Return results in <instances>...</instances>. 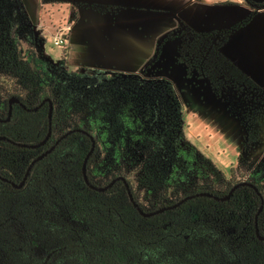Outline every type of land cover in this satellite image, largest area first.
<instances>
[{"label": "trees", "instance_id": "1", "mask_svg": "<svg viewBox=\"0 0 264 264\" xmlns=\"http://www.w3.org/2000/svg\"><path fill=\"white\" fill-rule=\"evenodd\" d=\"M11 4L22 26H30L21 0H0V119L8 115L9 99L19 100L9 120H0V136L6 137L0 140V175L19 183L31 160L65 132L78 128L86 133L61 138L34 163L20 188L0 178V264H264V240L254 227L261 200L249 186L237 187L227 200L193 196L145 217L122 180L99 191L82 175L92 136L89 182L101 187L121 176L137 205L150 212L199 192L222 197L240 181L254 183L264 199L259 184L264 161L253 166L248 178L233 166L227 177L186 138L179 96L165 76L84 67L69 71L66 50L57 64L34 50L22 54L13 36ZM183 27L168 37L178 40L175 60L187 78L207 79L218 97L222 91L216 79L225 73L231 77L224 80L248 88L237 158L243 166L261 143L264 90L222 54L230 31ZM185 42L202 49L204 67L190 62L191 51L183 54ZM50 102L51 134L45 144L18 145L45 137ZM257 224L264 235V202ZM37 242L46 247L42 255Z\"/></svg>", "mask_w": 264, "mask_h": 264}, {"label": "crops", "instance_id": "2", "mask_svg": "<svg viewBox=\"0 0 264 264\" xmlns=\"http://www.w3.org/2000/svg\"><path fill=\"white\" fill-rule=\"evenodd\" d=\"M21 1L34 28L46 23L43 5L49 15L62 7L68 70L71 61L74 71H142L161 57L165 40L178 46L168 35L181 25L200 33L230 31L222 54L264 90V0ZM130 40L142 43V51L124 48Z\"/></svg>", "mask_w": 264, "mask_h": 264}, {"label": "rangeland", "instance_id": "3", "mask_svg": "<svg viewBox=\"0 0 264 264\" xmlns=\"http://www.w3.org/2000/svg\"><path fill=\"white\" fill-rule=\"evenodd\" d=\"M43 6L44 12L42 20L46 23L44 26L41 25L37 28H34L31 24L29 27H23L19 19L17 7H12V4L8 6V10H11L13 36L16 40L18 50L22 54L26 55L28 51L34 50L42 54L51 63L57 64L63 57V52L66 50L64 43L62 45H56L54 43V37H56L57 32L60 29L65 30L64 10L61 7L57 11L53 10L52 14L49 15L48 6ZM182 31H184V27L178 25L176 34L179 35ZM220 36V34L216 35L215 38L217 39ZM139 43L137 40H130L129 43L124 45V48H127L129 51L131 47H134L132 48L134 51H142V49L138 48L143 46V44L141 43L139 45ZM176 47L177 41L165 40V43L161 46L163 48L161 57L157 58L154 66H148V68L142 71L162 75L172 81L182 106V116L186 124L185 136L204 157L212 161L227 177L229 176L230 167L233 166L237 170L235 171L239 172L240 177V173L245 172L244 176L248 178L249 173L253 170V166L257 163L259 165L262 160L264 161L263 131L260 133L261 143L250 151L249 156L244 161L246 164L243 166L238 165L239 161L237 158L243 136L240 112L247 104L245 103L244 97L248 94L246 93L248 88L243 86L241 82L224 80L223 77L228 75L225 73L216 79L219 82V91H222L221 96H216L207 79H198L195 75H191L189 78L186 77L185 68L175 60ZM198 48L195 45L191 46L185 42L181 51H183L185 56L188 55L185 53L186 51H191L193 58L190 62L195 64L194 66L199 65L201 68L204 67V63L200 59L203 51H201V48ZM69 63V70L74 71L73 62L69 61ZM227 77H231V75ZM234 84L236 86H233ZM237 87L242 88V91H238L236 89ZM248 103L252 105L251 102ZM261 176L259 184L264 190V176ZM35 247L39 255L44 254L46 247L42 242H37Z\"/></svg>", "mask_w": 264, "mask_h": 264}, {"label": "water", "instance_id": "4", "mask_svg": "<svg viewBox=\"0 0 264 264\" xmlns=\"http://www.w3.org/2000/svg\"><path fill=\"white\" fill-rule=\"evenodd\" d=\"M48 99H45L43 100L41 103H43L44 101H46ZM19 100L15 97H11L8 101V115L5 119H0L2 121H7L9 120L10 116H11V113H12V104L13 103H16L18 102ZM38 106L34 107L33 110H36ZM52 103L50 102L49 103V111H48V132L47 134L45 135V137L38 143H35V144H19L17 143L18 145L22 146V147H27V148H36V147H39L43 144H45V142L47 141V139L49 138L50 134H51V119H52ZM74 131H80V132H83V133H86L85 131L81 130V129H78V128H74V129H70L68 130L67 132H65L63 135L60 136L59 139H57L55 141V143L50 146V148L46 149L45 151H43L41 154H39L38 156H36L33 160H31V162L28 164L27 168H26V171L22 177V179L19 181V183H15L14 181L8 179V178H5V177H2L0 175V178L4 181H7L9 182L13 187L15 188H20L21 186H23L24 184V181L26 179V176L28 175L31 167L34 165V163L38 160H40L43 156H45L46 154H48L53 148H54V145L56 143H58V141L63 138L64 136H66L68 133L70 132H74ZM6 139V137L4 136H0V140H4ZM91 139H92V147L91 149L87 152V154L85 155L84 157V160H83V163H82V175H83V178L85 180V182L91 187V188H94L96 190H99V191H104L106 189H108L115 181L117 180H122L126 186V189H127V193H128V196H129V199L132 201L133 203V206L137 208L138 212L142 215V216H145V217H148V216H152L154 214H158V213H161L167 209H171V208H174L176 206H178L179 204H181L183 201H185L186 199H189L193 196H208V197H213L214 199H217V200H227L230 198V196L232 195L233 191L239 187V186H249L251 188H253L255 190V192L257 193V195L260 197V200H261V205L258 209V211L256 212L255 214V217H254V227H255V233H256V236L258 237V239L260 240H264V235H261L259 233V228H258V224H257V217H258V214L259 212L261 211L262 209V205H263V202H264V199H263V196L261 194V192L259 191L258 187L254 184V183H251L250 181H240V182H237L235 183L231 188L230 190L228 191V193L222 197H219L217 195H214L210 192H199V193H196V194H193V195H189V196H186L184 198H182L181 200H179L178 202L172 204V205H169V206H164V207H161V208H158L156 210H152L150 212H145L143 211L138 205L137 203L133 200V196H132V193L130 191V188H129V185L128 183L125 181V179L121 176L119 177H115L114 179H112L107 185L105 186H94L92 185L89 180H88V177H87V174H86V164H87V160L92 152V149H93V146H94V139L93 137L91 136ZM10 142L12 143H15L11 140H9Z\"/></svg>", "mask_w": 264, "mask_h": 264}, {"label": "built area", "instance_id": "5", "mask_svg": "<svg viewBox=\"0 0 264 264\" xmlns=\"http://www.w3.org/2000/svg\"><path fill=\"white\" fill-rule=\"evenodd\" d=\"M64 37H65V30H61V29H60V30L57 32L56 37H54V43H55L56 45H62L63 42H64Z\"/></svg>", "mask_w": 264, "mask_h": 264}]
</instances>
